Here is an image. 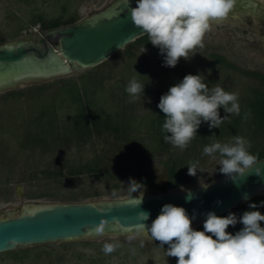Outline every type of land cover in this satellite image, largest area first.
<instances>
[{
    "label": "rangeland",
    "instance_id": "obj_1",
    "mask_svg": "<svg viewBox=\"0 0 264 264\" xmlns=\"http://www.w3.org/2000/svg\"><path fill=\"white\" fill-rule=\"evenodd\" d=\"M114 1L0 0V44L46 32L50 23L60 27L78 22ZM251 1L264 9L260 0ZM246 14L243 18L242 13L233 11L227 19L213 23L204 38V47L197 48L189 60H179L175 67L164 66L159 48L148 40L128 50L124 47L93 68L1 91L0 219L17 216L27 202L51 205L117 200L186 190L210 183L215 175V179L220 178L217 176L219 155L215 160L203 156L199 144L191 142L183 151L172 145L165 152L151 151L156 143L146 134L147 123L148 130L152 125L145 120L153 113L154 102L152 92L146 87L154 86L151 81L155 77L160 86L156 89L165 91L185 75L200 74L209 88L219 83L225 91L238 92L242 101L248 87L262 86L246 73L264 78V18ZM143 47L145 52L142 53ZM215 58L224 63H218ZM166 69L176 71L175 74L180 72L181 76L173 80ZM132 78L145 84L142 97L134 101L125 91ZM78 87H89L92 96L83 97V102L89 103L87 108L93 115L109 118L107 130L101 129L99 134L92 133L88 137H80L71 130L72 121L80 112L76 104L71 103ZM117 125L127 126V137L140 142L144 150L154 156L139 167L126 164L128 162L119 154L122 152L119 136L115 138L110 130ZM230 140L227 138L224 142ZM175 159H181L185 167L189 166V161H199L198 171L201 172L177 187L164 190L161 187L168 182L167 165ZM104 164L116 173L113 178L95 177L84 169L89 165L101 170ZM119 169L124 171L118 176ZM130 180L142 186L130 191ZM256 197L264 198V191ZM245 211H259L264 215V210L257 205L254 209L242 208L236 216L239 218ZM204 221L193 223L191 227L203 231ZM242 227L237 223L227 231L235 234ZM128 236H101L23 247L0 253V264H177L175 257L166 256L167 245L161 249L160 242L150 236H137L131 241ZM105 242H119L122 246L105 255L101 251Z\"/></svg>",
    "mask_w": 264,
    "mask_h": 264
},
{
    "label": "clouds",
    "instance_id": "obj_2",
    "mask_svg": "<svg viewBox=\"0 0 264 264\" xmlns=\"http://www.w3.org/2000/svg\"><path fill=\"white\" fill-rule=\"evenodd\" d=\"M260 3L264 4V0ZM124 4L128 6L129 0H124ZM236 4L237 0H136V7L130 8V19L148 37L149 43L159 48L164 66L175 67L179 60H189L197 48L204 47V38L212 24L227 19ZM144 87L145 84L132 78L125 91L134 101L142 97ZM157 107L164 114L161 129L164 142L182 151L197 136L202 122L211 129L219 128L229 120L227 115L220 118L219 108L231 116L241 115L239 93L225 91L219 83L209 88L200 74L185 75L160 97ZM250 118L249 110L242 116V123ZM251 147L248 139L235 135L229 142L213 140L203 147L202 155L215 160L218 154L220 173L232 178L243 176L257 164V156L249 151ZM198 165L199 161H189L187 174L196 176L201 172ZM256 171L258 173L259 169ZM128 186L130 191H136L142 185L130 180ZM203 187L207 188V185ZM256 207V204H249L250 209ZM139 215L143 221L149 218L147 212ZM261 222H264V215L259 211H245L239 218L233 213L220 217L208 212L203 231H197L191 227L192 220L183 207L165 204L150 226L137 224L135 235H129L128 240L146 234L160 242L159 248L167 245L166 256L175 257L177 264H264V227ZM237 223L243 225L241 230L229 233V226ZM106 224L107 221L101 219L88 235H102ZM121 246L119 242H105L101 251L110 255Z\"/></svg>",
    "mask_w": 264,
    "mask_h": 264
},
{
    "label": "water",
    "instance_id": "obj_3",
    "mask_svg": "<svg viewBox=\"0 0 264 264\" xmlns=\"http://www.w3.org/2000/svg\"><path fill=\"white\" fill-rule=\"evenodd\" d=\"M247 4L254 15L258 3L248 0ZM134 7L136 0H129L128 6L124 0H115L78 22L0 44V92L103 63L144 36L131 22L130 8ZM206 185L99 202H27L17 216L0 219V253L101 236L135 235V226H150L165 204L183 207L192 224L204 221L208 212L223 216L264 191V158L243 176L222 175ZM140 212L149 213V218L143 221ZM101 219L107 221L103 234L88 235Z\"/></svg>",
    "mask_w": 264,
    "mask_h": 264
},
{
    "label": "trees",
    "instance_id": "obj_4",
    "mask_svg": "<svg viewBox=\"0 0 264 264\" xmlns=\"http://www.w3.org/2000/svg\"><path fill=\"white\" fill-rule=\"evenodd\" d=\"M72 22H69V24H72ZM49 29H53L56 27H59L57 23H50ZM148 41V37L146 35L136 39L134 42L130 43L126 46V50H128L129 47L136 43H146ZM124 49V50H125ZM213 58V57H212ZM218 63H224L222 60L215 58ZM167 73L171 75V78L175 80L178 76H181L180 72L179 74L172 71L170 69H166ZM249 76L254 77L258 80L260 83V87H248L245 94L243 95L245 98L240 101L239 104L241 107V115L236 116L231 114H227L224 112L223 108H219V116L221 119H223L226 115L228 116L229 120H226L224 123L220 125L219 128H209L207 123L202 122L200 127L197 130L196 137L191 141L192 143L199 144L203 150V147L205 145H208L213 142V140H219L220 142H224V139L231 138L235 135L243 136L246 139H248L252 147L249 150L252 154L257 156V160L264 158V78H262L259 74H250L246 73ZM154 86L153 87H146L148 88V91L152 92V98L154 102L153 107V113H151L150 118L145 120V123L149 121V124L152 125V129L148 130V123H147V132L146 134L150 136L152 141L155 144L156 148L151 149L152 152L155 151H168L171 149V145L168 143H165L163 140V135L161 129L163 125V119L164 114L160 112L157 105L159 103L160 97L163 94H166L169 87H167V90H159L156 87H160L158 83L155 82V77L151 81ZM89 87H78L76 88L77 93L72 98V105L76 104V108L80 109V112L77 113V117L74 118L71 124V130L74 131L77 135L88 137L92 133L99 134V130L108 129L107 122L109 121L108 117L100 118L90 111L87 106H89V103L83 102V97L88 98L92 96V92L88 91ZM93 88V87H92ZM156 89V90H154ZM82 91V92H79ZM91 92V93H90ZM89 93V94H88ZM88 94V95H87ZM74 103V104H73ZM82 109V110H81ZM251 111V118L246 122L242 123V116L245 112ZM127 126H114L110 130L113 131L114 136H119V146L122 149V152H119L120 156L124 157L125 160H123L126 164H134L135 166L139 167L141 164L148 161L150 158H152L154 155H150L146 150H144L142 144L140 142H135L130 140L127 136L129 133H126ZM62 134V133H61ZM58 137H60V135ZM170 135V134H169ZM65 137V136H64ZM63 137V138H64ZM61 138V137H60ZM139 141V140H138ZM143 148V149H142ZM96 162H99V159L95 158ZM129 160V161H128ZM123 164V163H122ZM167 171H168V182L164 184L161 188L166 190L168 188L177 187L183 182L186 181V179L190 178L187 174L188 170L187 167L184 166V162L180 159H175L173 161H170V164L167 165ZM84 169L88 174H92V176L95 177H111L113 178V171L107 169L105 164L103 165L101 170H98L97 168H91L89 165L84 166ZM110 171V172H109ZM124 171V170H123ZM121 169H119L118 176L123 173ZM222 176L223 174L219 173L217 176ZM216 176V175H215ZM215 176H213L210 181L215 179ZM249 204H256L259 205L262 210H264V198H258L253 197L250 200L246 201L245 203L239 205L229 213H233L235 215H238L237 213L242 210V208H249ZM223 215L221 217L227 216ZM261 227H264V222H261Z\"/></svg>",
    "mask_w": 264,
    "mask_h": 264
},
{
    "label": "flooded vegetation",
    "instance_id": "obj_5",
    "mask_svg": "<svg viewBox=\"0 0 264 264\" xmlns=\"http://www.w3.org/2000/svg\"><path fill=\"white\" fill-rule=\"evenodd\" d=\"M247 1L248 0H237L236 7L234 9V11H236L238 13H242L243 14V18H245L247 16L246 14H244L245 10L249 12V15H251L250 12H251L252 9L247 4ZM245 6H248V7L245 9ZM254 10H255V14L252 15L253 17L259 18V19H263L264 18V9L258 8V5H257Z\"/></svg>",
    "mask_w": 264,
    "mask_h": 264
}]
</instances>
